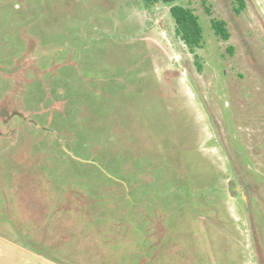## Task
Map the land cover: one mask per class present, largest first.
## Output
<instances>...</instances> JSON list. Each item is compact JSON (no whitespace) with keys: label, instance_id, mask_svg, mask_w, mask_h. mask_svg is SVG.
<instances>
[{"label":"rangeland","instance_id":"1","mask_svg":"<svg viewBox=\"0 0 264 264\" xmlns=\"http://www.w3.org/2000/svg\"><path fill=\"white\" fill-rule=\"evenodd\" d=\"M177 3L0 0V264H264V0Z\"/></svg>","mask_w":264,"mask_h":264},{"label":"trees","instance_id":"2","mask_svg":"<svg viewBox=\"0 0 264 264\" xmlns=\"http://www.w3.org/2000/svg\"><path fill=\"white\" fill-rule=\"evenodd\" d=\"M161 1L170 6V13L176 24V34L189 47L191 52L195 48L200 47L203 40V28L200 24L199 17L189 7L182 6L177 3L178 0H152ZM241 6L237 9L240 12L244 8V0H239ZM210 12V10H208ZM211 25L217 35L223 40H228L231 33L227 27V22L224 19L212 17Z\"/></svg>","mask_w":264,"mask_h":264},{"label":"crops","instance_id":"3","mask_svg":"<svg viewBox=\"0 0 264 264\" xmlns=\"http://www.w3.org/2000/svg\"><path fill=\"white\" fill-rule=\"evenodd\" d=\"M2 236V235H1ZM10 244H15L16 242H14V241H12V240H10V242H9ZM8 248V247H7ZM8 250H9V252H11L12 253V251L14 250V251H16V250H18L17 251V253H20V254H22V255H25L26 257H27V259L29 260V256H28V254H34L35 256H37L38 258L39 257H41L37 252H34V251H32V250H30V249H27V248H25L24 246H22V245H19V247H18V245H16L15 247H9L8 248ZM13 251V252H14ZM42 264H55L54 262H52V261H49V260H47V259H43L42 257H41V259L39 260Z\"/></svg>","mask_w":264,"mask_h":264}]
</instances>
